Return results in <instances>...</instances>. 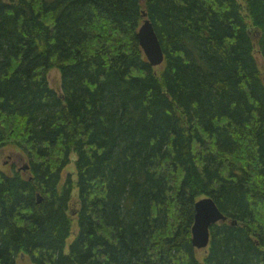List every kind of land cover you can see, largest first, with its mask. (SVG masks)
<instances>
[{"label": "trees", "instance_id": "trees-1", "mask_svg": "<svg viewBox=\"0 0 264 264\" xmlns=\"http://www.w3.org/2000/svg\"><path fill=\"white\" fill-rule=\"evenodd\" d=\"M6 149L0 264H264V0H0Z\"/></svg>", "mask_w": 264, "mask_h": 264}, {"label": "water", "instance_id": "water-1", "mask_svg": "<svg viewBox=\"0 0 264 264\" xmlns=\"http://www.w3.org/2000/svg\"><path fill=\"white\" fill-rule=\"evenodd\" d=\"M145 18L146 15L143 14ZM137 39L143 55L153 68L161 66L164 55L149 20H144L137 33ZM24 166L22 170H26ZM39 202V201H38ZM75 213H73L74 215ZM226 217L221 214L212 199L201 198L194 205V222L191 227V244L194 249H206L209 245V228L219 222H225Z\"/></svg>", "mask_w": 264, "mask_h": 264}, {"label": "rangeland", "instance_id": "rangeland-1", "mask_svg": "<svg viewBox=\"0 0 264 264\" xmlns=\"http://www.w3.org/2000/svg\"><path fill=\"white\" fill-rule=\"evenodd\" d=\"M257 61L261 66V61L257 57ZM48 81L49 85L51 86L52 89L59 91L60 90V75L58 70L54 69L51 70L48 74ZM11 157V158H10ZM11 164H14L16 169L22 168L24 165L21 161L16 156H13V153L9 150H3L0 155V168H2L6 172H10L11 169ZM72 171V166H69L66 172H71ZM65 172V173H66ZM71 239L68 240V243H70ZM205 251L204 250H198V258L204 255ZM17 264H30L28 259L26 257H21L20 259L17 260Z\"/></svg>", "mask_w": 264, "mask_h": 264}, {"label": "bare ground", "instance_id": "bare-ground-1", "mask_svg": "<svg viewBox=\"0 0 264 264\" xmlns=\"http://www.w3.org/2000/svg\"><path fill=\"white\" fill-rule=\"evenodd\" d=\"M54 70V69H53ZM57 70V69H56ZM59 72V71H58ZM49 74V73H48ZM60 75V74H59ZM47 79H48V76H47ZM48 84H49V81H48ZM50 86V85H49ZM50 88H51V86H50ZM52 89V88H51ZM54 90V89H53Z\"/></svg>", "mask_w": 264, "mask_h": 264}]
</instances>
